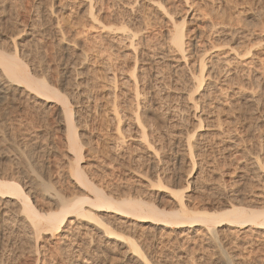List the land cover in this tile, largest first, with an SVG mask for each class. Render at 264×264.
I'll use <instances>...</instances> for the list:
<instances>
[{"label": "rangeland", "instance_id": "obj_1", "mask_svg": "<svg viewBox=\"0 0 264 264\" xmlns=\"http://www.w3.org/2000/svg\"><path fill=\"white\" fill-rule=\"evenodd\" d=\"M188 1H192L193 4L185 19L189 20L192 14L195 15L191 21L186 22V27L189 29L186 42L187 45L190 44L189 49L192 52L186 58V63L191 64L203 48H208L217 42L226 49L213 53L216 56L224 55L230 46L242 47V45L253 46L255 53L251 64H234L229 73L231 75L228 74L229 76L226 77L224 71L217 74L216 67L215 71L210 73L212 76L210 75L211 77L202 85L192 88L193 97L201 95L200 98L204 100L198 101V110L200 107L202 111L204 110L201 117L205 115L203 127L207 124L212 126L211 131H200L208 135L205 133L206 137L203 138L201 146L192 150L194 165H190L187 153L177 142V134L190 131L195 123V115L201 114V111L195 112L193 116L190 109H185V102L180 98L191 86L186 79L185 68H182L183 70L174 68L173 66L180 62H175L169 53L164 58L158 57L160 53H165L162 37L166 24L162 15L149 5V0H105L101 5L98 4V8H102L103 21L105 20L103 23L113 26L129 25L135 30L142 27L140 31L142 41L135 53L131 52L125 42L124 44L123 41H117L119 40L116 39L117 34L112 37L102 33L101 39V36L99 37L91 29L86 30L84 26L85 24L87 26L88 22L86 14L83 13L84 0H0V45L2 46L0 50L11 53L13 41L17 50L16 55L24 61L29 72L36 78H44L72 103L73 111L76 110L77 114L75 123L77 133L83 142L78 152L81 156L79 164L95 184L99 187L103 186L102 189L114 195L116 199L121 198V195L122 198H126L130 192L131 198L135 196L136 199L144 198L160 207L166 204L165 207L169 208L173 201L168 193L157 190L156 188L159 187L155 185H151V188V183H147L149 170L156 168L160 171L161 168H169L170 179L168 175L165 179L168 178L170 181L164 179L165 185L172 180V183H183L190 172L193 175L199 172L195 183L185 192V202L191 208L210 207L211 203L215 204L222 199L219 198L220 196L218 200L214 199L210 195V190L206 191L214 179L218 176L224 180L229 176L232 177L233 172L237 173L238 167L245 165L251 156H257L264 162V80H261L264 78V0ZM127 2L130 3L132 10L129 5V7L125 6ZM169 2L174 4L170 9L175 12V16L184 14V8L187 7L183 2L168 0L165 5ZM106 6L110 7L107 9ZM135 15H138V21H133L132 16ZM212 22L217 23L216 26L211 27ZM195 41H197L196 46L191 45ZM68 43L70 47L66 46ZM82 46L90 49L85 64L80 65L75 57ZM213 54L211 50L206 54L205 67L216 64L213 61L215 58L212 57ZM133 62L136 64L135 76L139 80L137 91L139 90L140 97L137 101L132 99L135 89L133 83L124 81L134 65ZM106 67L109 70L111 68L112 73L114 71L115 76L117 75L116 86L114 85V107L118 120L113 119L108 110L112 101L110 102L111 99L108 97L106 99L107 80L104 76ZM259 73H262V76ZM85 81L88 83L85 84ZM77 84L87 85L86 92L92 97L89 104H85L87 106L81 103L80 97L75 92ZM22 88L19 87L15 93L10 94L8 97L10 99L0 98V141L2 142L0 174L3 172V175L12 176L14 172L13 177L18 176L19 179L22 177L21 181L24 178V183L34 187L32 200L35 201L38 197V202H43L46 206L50 198L44 195L46 191H41L40 182L55 188L59 187L65 194L82 193L67 174L69 172L67 169H70L68 167L73 163V151L65 144L61 119L55 112L49 113L42 99L33 98V94ZM247 92L254 94L256 100L251 103L245 101ZM132 113L139 116L147 128L149 126L148 129L146 128L148 132L151 128L149 136L150 134L151 137L154 136L156 146L162 147L158 154L161 155L158 157L159 161L145 157V150L138 144L135 136L137 127L130 118ZM207 114L208 118H206ZM222 131H225L224 135L221 134ZM118 133L123 136V142L117 141ZM228 137L238 142L237 146L234 144L228 149L223 148L227 144L224 139ZM112 143L115 144L114 148L110 146ZM157 162L160 163L157 165ZM191 167L193 168L189 171ZM145 169L148 170L147 173ZM251 175L252 196H247L244 201L253 198L255 196L253 193L257 194L263 190L259 179ZM189 179L192 180L193 177ZM1 215L3 218L0 217V264H83L85 259L88 264L121 263L117 253L105 248L101 238L84 236L87 232L84 228L86 224L83 226L80 224L72 231L71 238L69 235L60 243L56 236L49 240L50 236L43 232L34 234L18 230V218H15L11 212V216H3L2 213ZM6 221L9 222L7 225ZM127 229L123 231L130 230V233H134L132 235L137 239V241L135 239L136 244L151 264H222L221 250L232 259V264H264V235L249 236L250 239L247 234L225 237L221 239L222 243L220 242L221 247H219L206 243L207 241L201 238V241H198V236L197 241L193 242L195 237L190 238L193 233H188L187 236L185 234L183 238L170 236L169 239V236L160 234L153 236L152 233ZM76 249L81 252L78 253Z\"/></svg>", "mask_w": 264, "mask_h": 264}, {"label": "bare ground", "instance_id": "obj_2", "mask_svg": "<svg viewBox=\"0 0 264 264\" xmlns=\"http://www.w3.org/2000/svg\"><path fill=\"white\" fill-rule=\"evenodd\" d=\"M104 1L105 0H103L102 2H104ZM173 1L183 2L185 4V7H187V8H184V14L182 16H175L174 15L175 12H173L171 10L172 8L170 9V6H172L173 3L171 4L169 2L168 5L166 4L167 6L165 5V3L168 2V0H149V5L152 8L156 9V11H158L162 15V17L165 19V24H166V29H165V31L163 33V37H162L163 40L161 39L162 44L165 48V53H163V52L160 53L161 55H158V57L164 58L166 56V54L169 53V54H171L169 56H172L171 58L174 59L175 62H180L179 64H176L175 66H173L174 68L177 67L176 69H180V70L182 68L183 69L185 68L184 69L185 72L184 71L183 72L186 73L185 74L186 79L191 86L189 89H187V91L183 92V95H181L180 98L183 99V101L185 102V105H184L185 109L186 108L190 109L191 112H193L192 113L193 116L195 115V112H197L199 110L201 111V114L195 115V117H196L195 123H194V125L190 131L186 130V132L183 134L182 133L177 134L178 135V141L177 142L179 143V145L182 146L181 148H183V150L187 153L190 165H192V164L194 165V159H193L194 156L192 155V150L194 148H199L201 146V144L203 143V138L206 137V135H205L206 132L204 133V132H200V131H211L212 126L207 124L205 127H203L204 126L203 125V121H204L203 119H205L203 117H205V115L203 117H201V115L203 114L204 110L202 111L201 107L198 110V108H199L198 101H199V99H201L200 97H202V96L200 95L198 97H193L194 91L192 90V88H196L199 85H202L206 79H208L209 77L212 76V74H210V73L214 72L215 71L214 68H216V67H217L216 69L218 71L217 74L220 71H224V73H225L224 77H226L230 73L231 67L234 64H236V65L237 64H242V65L251 64L255 53H253V50H254L253 46H249V45L247 46L246 45L243 47V45H242V47H239V46L238 47H235V46L231 47L230 46L227 48L226 51L224 50L225 51L224 55L222 54V56H221L220 54H218V56H216V54H213V53H217V52L221 51L223 48L226 49L225 47H222L223 45H220L221 43L219 44L217 42V44H211V45L209 44L210 47H208V48H203L197 54L196 58L194 60L192 59L193 61L191 64L186 63V58L188 56H190L192 54V52H190V49H189L190 44L187 45V42H186L187 33H188L189 29L186 27V22L188 19L186 20L185 18H186V15L188 13V10L192 9L193 2L188 1V0H173ZM84 2H85V4L83 6V8H84L83 13L86 14L85 17H87L88 24H87V26H86V24H85V26L84 25L83 26L86 27V30L91 29L92 31L96 32V34H98L99 37L101 36L102 33H104L105 35H110L112 37H114V34H117L118 36L117 35H116L117 37L115 36L116 39H119L117 41H119V42L123 41V43L125 42L127 47H129V49L131 50V52L135 53L137 46L139 45L140 41H142V38L140 39V34H141L140 31L142 30V27L135 30V29H132L131 27H129V25H126V26L125 25H117V26L114 25L113 26L111 24L108 25L106 23H103L105 20L103 21L104 16L102 14L103 12L101 11L102 8L101 7L98 8V4L100 3V5H101L102 2L101 1L98 2L97 0H84ZM169 4H171V5H169ZM123 5H125V4H123ZM128 5L130 6L129 2H127V5H125V6H128ZM131 5H133V4H131ZM107 7H110V6H106V8ZM128 7H127V9L130 10ZM132 9L133 8L131 7V10ZM131 12H133V11H131ZM113 14H114V12H113ZM194 15L195 14L191 15L188 22L192 20ZM108 17H111V15L110 16L108 15ZM132 17H133V21H138V19H139L138 15H135ZM56 23H57V21H56ZM120 24H121V22H120ZM216 24L217 23L212 22L210 24V26L214 27V26H216ZM107 37H109V36H107ZM101 39H102V36H101ZM110 39H112V38H110ZM116 39H114V40H116ZM196 42L197 41H195L191 45L196 46V44H197ZM12 43H13L12 44L13 46L11 48L13 50L11 49L12 50L11 53H6L3 50H0V98H2L3 100L4 99L5 100L10 99V98H8L10 94L15 93V91H17L19 89V87H23L22 89L33 94V98L42 99L43 103H44L43 105L49 111V113L55 112V114H57V117L59 116V118L61 119V121L63 123L62 125L64 127L65 144L67 145V147L69 146V148L73 151V159L71 158L73 160V163L71 162L72 164H70L68 162L70 164V166L68 168H70V169H67V171L69 170V172L67 174H68L69 179L73 181L74 185L82 191V193L80 192V194L70 193V192L65 194L62 192V190L59 187L55 188V186L53 187L52 185L43 184L42 182H40L41 187L40 186L39 187H40L41 191L42 190H43L42 192L46 191V194H44V195H48V197L50 198L49 204L47 202L48 205L46 206L43 204V202L42 203L38 202V200H37L38 197L36 198L38 203L35 202L36 200L35 201L32 200L31 196H33V194H34L32 189L34 190V187H31V186L27 185V183H24L23 182V181H25L24 178H23V181H21L22 177H21V179H19L16 174H14V176L16 175L17 177H13L14 172L12 173V176L11 175H3L2 174L3 172H2L1 173L2 175L0 174V214L2 213L3 216L4 215L9 216L10 212H11V214H13L15 216V218L17 217L18 218V222H17L18 230H20L22 232L27 231L29 233L31 232L34 234H40V232H43L44 234H48L50 236L49 240L52 239V237L56 236L57 237L56 239L58 240V242L61 243L62 240L65 241V239L67 237H69V235L71 238L72 231L75 228L77 229V227H79L80 224L82 226L86 224L84 228L87 229V232L84 234V236H86V238H87V236H91V237L96 236V238L98 236V239L101 238L104 241V243L103 242L102 243L104 244L105 248H109L112 251H115L117 253L118 258H120V260H119L121 262L120 264H151L148 261V259L146 258V256H144L143 251L136 244L137 239H136V237L134 238V235H132L134 233L129 232L130 231V230H128L129 228H132V230L133 229L140 230L142 233L143 232L152 233L153 236H154V234L155 235L156 234L164 235L165 237L169 236V239L171 238L170 236H175V238L176 237L179 238L180 236L182 237L185 234L187 236L188 233H193L192 237H190V238L195 237V240L193 239V242L197 241L196 238L198 236V238H199L198 241L199 240L201 241V239H202V240L207 241L206 243H212L214 245H218L219 247H221V243H222L221 239L225 238V237L226 238L231 237V236L236 237L237 235L242 236V234L245 236L247 234L248 238H249V236H260L261 237L262 235H264V162L260 158H258L257 156L249 157V160L246 161L247 163L245 165L238 167L237 173L233 172L232 177L229 176L228 178H225V180L219 176H218L219 178L217 177V179L213 178L214 179L213 183H211L209 185V187L207 186L208 190H206V191L210 190V195H212L214 199L217 198V200H218L221 197H222V199H219V201H217L215 204L211 203L210 207L203 206L200 208V206H199V208H198V207L194 206L195 208H193V207L191 208L185 202V192L189 190V187L193 183H195V181L197 180V175L199 174V172H197L196 175H193V173H191V172H190V174L188 173L189 174L188 178L185 179V181L183 183H180V182H178L177 184L172 183L173 182V180H172L173 177H172L171 183L173 185L170 182H169V184L165 185L164 179L169 174V172H168L169 168H167V169L161 168L160 171L156 170V168L149 170L150 176L148 177L147 183L148 182H149V184L151 183L150 186L155 185L156 187H159V189L156 188L157 190H164L168 193L167 195H169L173 201V202L171 201L172 206L170 205L171 207L169 206V208L165 207L166 204L164 206L160 207V205H156L153 201L150 202V200H149V202H148V201L144 200V198H143V200H142V198L136 199V196L131 198V196H129L130 192L126 198H124V197L122 198V195H121V198L116 199V198H114V195H111V193H107L106 191H104L102 189L103 186L99 187L97 184H95V182H93L90 179V177L87 175V173L84 171L83 166H81V164H79V162L81 160V156L79 155L78 152L82 148L83 142L80 139V135L77 133V129H76L77 127L75 125V123L77 121L76 120L77 114L75 112L76 110L73 111L72 103H70L67 100V98L63 94H61L57 89H55L53 86L48 84L44 78L34 77L29 72L24 61L19 59L18 56L16 55L17 50H16V47H15V44L13 41H12ZM69 45L70 44L68 43L66 46L70 47ZM254 47H255V45H254ZM81 48L82 49L79 50L78 53H76L75 58L79 62L78 64L83 65V64H85L86 57L88 55L87 52L89 51L90 48L84 47V46H82ZM7 50H9V49H7ZM98 50H99V48H98ZM210 50H211V53L213 54L212 57H215L213 61H215L216 64L214 62L215 65L211 64L208 67H205L206 62H207L206 61V54L208 53V51L210 52ZM99 53H102V52L99 51ZM247 59L248 60L250 59V60L247 61ZM135 62H133L134 65L131 68V71L129 70L130 73H128L127 76L125 77V79L124 78L123 79H124L125 83L127 81L128 82L131 81L133 83L135 89H134V93L132 94V97H133L132 99L137 101L140 97V95H139L140 92H138L139 90L137 91V87H138L137 83L139 80H137V78L135 76V68H136ZM170 63H169V66L171 65ZM108 67H106V69L104 68V70H105L104 76L107 80L106 81V83H107L106 84V86H107V88H106L107 89L106 90L107 91L106 92V99L109 98V99H111L110 102L112 101L111 102L112 104L110 103V109H108V110L110 111L111 117L114 119V118H117L116 109L114 107V87L116 86L115 84L117 82V79H116L117 75L115 76V72L113 71V73H112L111 68L109 70ZM174 71H176V70H174ZM255 71L257 72V70H254V72ZM105 72H106V74H105ZM255 74L256 73H254V75ZM259 74H261L260 76H262V73H259ZM152 75H154V74H152ZM158 75H159V73H158ZM158 75H156V77H158ZM229 75H231V74H229ZM123 79H122V81H123ZM261 80H264V78ZM84 83L87 84L88 81L87 82L85 81ZM122 83H124V82H122ZM85 86H87V85L80 86L79 84H77L75 86V87H77L75 92H76L77 96L80 97L81 103H83V105H85V104L88 105L89 104L88 102L91 101L92 97L90 96V94H88L86 92ZM245 89H247V88H245ZM260 90H261V87H260ZM249 91H251V89ZM252 91H254V90H252ZM261 92H260V94H261ZM260 94L258 93V95H260ZM245 96H246L245 101H248L250 103L253 102L254 100H256V96L254 94H252L251 92L245 93ZM206 97H207V94H206ZM203 98H205V97L203 96ZM201 100H203V99H201ZM87 105H85V106H87ZM46 109H43V110H46ZM167 109L165 111H167ZM45 113H47V112H45ZM130 116H131L130 118L132 119V123L137 127V130H135V132L137 131L136 132L137 135H135V136H137L136 139H137L138 144H140L143 147V150H145V153L142 150L145 157L150 158V159L155 158L156 160H158V157L161 156V155L158 156V154L160 153V150L162 149V147L156 146L157 142L154 140V138H153L154 136L151 137V134L149 136L148 133H150L151 128L149 129V132H148L147 129L149 128V126L147 125L148 126V128H147L145 126V124L142 122V119H140L139 116H137L135 113H132V115H130ZM206 118H208V114H207ZM117 120H118V118H117ZM117 131H119V130H117ZM224 132L222 131L221 134H223ZM226 132H228V131H226ZM151 133H152V131H151ZM218 134H220V133H218ZM218 134H217V136H218ZM223 135H221V136H223ZM116 137H117V141L119 140L120 142L121 141L123 142V136H121L120 133H118ZM224 141H227L226 146L223 147L225 149L226 148L228 149V148L234 146V144H236V146H237V143H238V142L236 143L232 139H229V137L226 140L224 139ZM113 142H114V140H113ZM1 143L2 142L0 141V144ZM10 145H12V144H10ZM114 145H115L114 143L110 144L111 148H114ZM12 146H14V145H12ZM220 152H221V150H220ZM174 153H172L173 156H174ZM71 156H72V153H71ZM137 158H139V156ZM170 160H171V158H170ZM263 160H264V158H263ZM163 161L165 162V160H163ZM158 163H160V162H157V165H158ZM155 164H156V162H155ZM178 164H180V163H178ZM193 167H191L189 171H191V169ZM214 167L212 169H214ZM147 169H145L146 173L148 171ZM175 169H176V167H175ZM5 171H6V169H5ZM132 173H134V172H132ZM143 173H144V171H142V174ZM234 173H236V174H234ZM250 173L253 174V176L256 177L257 179H259V181H260L259 183L261 184L260 186H262L263 190H261L257 194L253 193V195H255V196H253V198H248L247 199L248 201H244V199L247 196L248 197L252 196L251 193H252L253 186H252V183H250L251 182L250 178H252V177H250V175H251ZM139 174H140V171H139ZM146 176H147V174H146ZM146 176H144V177H146ZM168 177H169V175H168ZM190 177H193V179L190 180L189 179ZM256 178H254V179H256ZM146 179H147V177H146ZM166 179H168V178H166ZM169 179H170V177H169ZM169 179H168V181H170ZM168 181H166V183ZM32 184H33V182H32ZM32 184H30V185H32ZM201 184H202V182H201ZM143 186H145V185H143ZM146 186H148V185L146 184ZM258 186H259V184H258ZM66 187H68V186H66ZM151 188H152V186H151ZM255 188H257V187H255ZM258 188H260V187H258ZM73 190H74V188H73ZM111 192H112V190H111ZM133 193H134V191H133ZM116 197H119V196H116ZM137 198H139V197H137ZM0 217H2V215ZM5 218H6V216H5ZM10 220H8V221H10ZM2 222H3V220H2ZM8 223L9 222L6 221V225ZM120 227H122V228L120 229ZM125 227H126V229L128 228L127 232L123 231V229L126 230ZM166 229H169V230L166 231ZM81 239H82V237H81ZM135 239H136V241H135ZM57 240H55V241H57ZM88 242L90 243V241H88ZM71 243H72V241H71ZM193 244H195V243H193ZM78 249H81V248H78ZM75 251H77L78 253L81 252V251L79 252V250H77V249ZM220 253L223 254L221 262H223L224 264H232V259L229 256H227L226 254H224L223 250H221ZM35 260H37V259H35ZM184 260H186V259H184ZM88 263L89 262H86V259H85V261H83V264H88Z\"/></svg>", "mask_w": 264, "mask_h": 264}]
</instances>
